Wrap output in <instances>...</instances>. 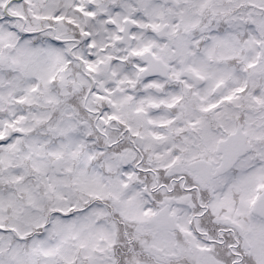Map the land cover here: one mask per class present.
I'll list each match as a JSON object with an SVG mask.
<instances>
[{
    "label": "snow or ice",
    "instance_id": "snow-or-ice-1",
    "mask_svg": "<svg viewBox=\"0 0 264 264\" xmlns=\"http://www.w3.org/2000/svg\"><path fill=\"white\" fill-rule=\"evenodd\" d=\"M0 264H264V0H0Z\"/></svg>",
    "mask_w": 264,
    "mask_h": 264
}]
</instances>
